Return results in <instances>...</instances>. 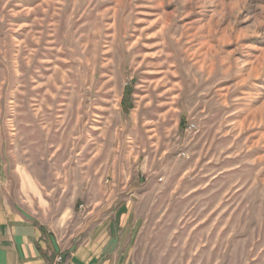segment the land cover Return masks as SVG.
<instances>
[{
	"label": "rangeland",
	"instance_id": "obj_1",
	"mask_svg": "<svg viewBox=\"0 0 264 264\" xmlns=\"http://www.w3.org/2000/svg\"><path fill=\"white\" fill-rule=\"evenodd\" d=\"M0 162L125 264H264V0H0Z\"/></svg>",
	"mask_w": 264,
	"mask_h": 264
},
{
	"label": "crops",
	"instance_id": "obj_2",
	"mask_svg": "<svg viewBox=\"0 0 264 264\" xmlns=\"http://www.w3.org/2000/svg\"><path fill=\"white\" fill-rule=\"evenodd\" d=\"M8 179L0 162V264H54L57 256L61 264H125L126 223L115 225L113 212H106L108 203L101 218L97 210L87 212L65 239L15 198Z\"/></svg>",
	"mask_w": 264,
	"mask_h": 264
},
{
	"label": "built area",
	"instance_id": "obj_3",
	"mask_svg": "<svg viewBox=\"0 0 264 264\" xmlns=\"http://www.w3.org/2000/svg\"><path fill=\"white\" fill-rule=\"evenodd\" d=\"M191 128H193V125H190ZM62 263V258L60 256L55 257L54 259V264H61Z\"/></svg>",
	"mask_w": 264,
	"mask_h": 264
}]
</instances>
